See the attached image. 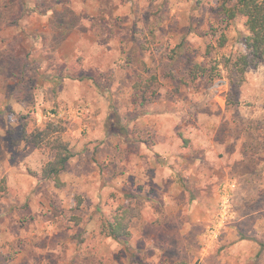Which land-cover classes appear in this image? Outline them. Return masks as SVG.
Segmentation results:
<instances>
[{
  "label": "rangeland",
  "instance_id": "rangeland-1",
  "mask_svg": "<svg viewBox=\"0 0 264 264\" xmlns=\"http://www.w3.org/2000/svg\"><path fill=\"white\" fill-rule=\"evenodd\" d=\"M247 34L215 0H0V264H264V65L223 66Z\"/></svg>",
  "mask_w": 264,
  "mask_h": 264
},
{
  "label": "trees",
  "instance_id": "trees-1",
  "mask_svg": "<svg viewBox=\"0 0 264 264\" xmlns=\"http://www.w3.org/2000/svg\"><path fill=\"white\" fill-rule=\"evenodd\" d=\"M215 1L218 3V12L223 17L226 25H231V22L237 16H243L248 30V34L242 40L244 51L226 56L224 60L223 66L227 71V77L235 82L236 77L241 78L243 76L247 67L259 64L264 65V0ZM225 43L226 37L221 35L218 45L223 47ZM240 80L237 79V83ZM258 124L261 125L260 128H264V116ZM31 137V141L38 147H50L52 154L51 158L40 169L41 178L53 181L55 187H61L63 182L60 174L66 169L69 160L74 155L72 149L67 142L61 139L59 129L53 123L46 124L44 128L32 133ZM130 221V209L120 206L112 216V219L102 221L100 233L116 241H126L130 236ZM174 264L188 263L185 259H182Z\"/></svg>",
  "mask_w": 264,
  "mask_h": 264
},
{
  "label": "crops",
  "instance_id": "crops-1",
  "mask_svg": "<svg viewBox=\"0 0 264 264\" xmlns=\"http://www.w3.org/2000/svg\"><path fill=\"white\" fill-rule=\"evenodd\" d=\"M166 169H167V166L165 167ZM208 170V172H206L208 175L211 173L210 172V168H208L207 169ZM210 172V173H209ZM207 174H206V176H207ZM215 174H216V172H212L211 173V175L215 178L216 176H215ZM212 177V178H213ZM209 178V177H208ZM170 179H173V177L171 176V174H170V172H169V169L168 170H166V172H165V174H164V177L163 178H160L158 181H163V184L164 185H166V187H167V184L169 183V182H171L170 181ZM174 184H175V182L174 181H172V183H171V185H169L168 187L169 188H171L172 186H174Z\"/></svg>",
  "mask_w": 264,
  "mask_h": 264
},
{
  "label": "built area",
  "instance_id": "built-area-1",
  "mask_svg": "<svg viewBox=\"0 0 264 264\" xmlns=\"http://www.w3.org/2000/svg\"><path fill=\"white\" fill-rule=\"evenodd\" d=\"M223 206H224V209L222 210V214L220 216V222H224L226 219H227V210H228V205L226 203V200H224V203H223ZM213 231V230H212Z\"/></svg>",
  "mask_w": 264,
  "mask_h": 264
}]
</instances>
